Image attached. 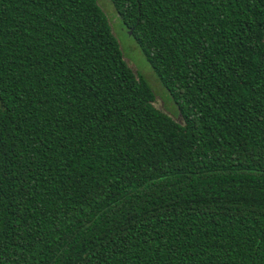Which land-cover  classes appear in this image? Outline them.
Wrapping results in <instances>:
<instances>
[{
	"label": "trees",
	"instance_id": "1",
	"mask_svg": "<svg viewBox=\"0 0 264 264\" xmlns=\"http://www.w3.org/2000/svg\"><path fill=\"white\" fill-rule=\"evenodd\" d=\"M0 0V264H264V0Z\"/></svg>",
	"mask_w": 264,
	"mask_h": 264
},
{
	"label": "rangeland",
	"instance_id": "2",
	"mask_svg": "<svg viewBox=\"0 0 264 264\" xmlns=\"http://www.w3.org/2000/svg\"><path fill=\"white\" fill-rule=\"evenodd\" d=\"M103 12L108 18L111 31L118 41L119 48L123 54V59L132 68L135 73L140 74L149 84L154 94V106L160 108L169 116L177 121H181L179 112L173 101L170 99L168 92L161 86L160 82L154 75L144 54L140 50L134 37L128 34L122 23L121 18L114 10L109 0H97Z\"/></svg>",
	"mask_w": 264,
	"mask_h": 264
},
{
	"label": "water",
	"instance_id": "3",
	"mask_svg": "<svg viewBox=\"0 0 264 264\" xmlns=\"http://www.w3.org/2000/svg\"><path fill=\"white\" fill-rule=\"evenodd\" d=\"M131 33H132L131 31L128 32L129 35H131ZM134 73H135V72H134ZM158 109H160V108H158Z\"/></svg>",
	"mask_w": 264,
	"mask_h": 264
}]
</instances>
